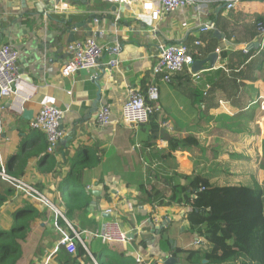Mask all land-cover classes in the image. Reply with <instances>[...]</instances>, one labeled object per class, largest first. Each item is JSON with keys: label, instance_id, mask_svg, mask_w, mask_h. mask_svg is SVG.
I'll return each mask as SVG.
<instances>
[{"label": "crops", "instance_id": "1", "mask_svg": "<svg viewBox=\"0 0 264 264\" xmlns=\"http://www.w3.org/2000/svg\"><path fill=\"white\" fill-rule=\"evenodd\" d=\"M72 2L76 11L62 13L57 10L56 0H26L25 5H19L21 0H0V45L12 44L18 49V71L28 86L35 87L29 98L11 95L5 100L2 121L7 139L1 144L4 165L11 174L32 183L60 212L56 216L51 208L34 202L39 216L34 218L32 232L22 243L18 264H32V258L33 264H70L64 253L70 254L76 264H166L168 257L187 264L186 253H176L177 248L207 251L211 245L189 229L183 219L185 207H170L160 200L167 201L172 188L184 182L183 176L199 173L214 182L219 180L225 172L214 165H220L219 156L225 154L218 148L231 144L222 137L231 133L229 137L239 141L237 130L241 126L232 119L251 121L256 130L258 123L264 126V108H246L247 116L225 103L223 108H195L192 90L206 88L204 71L199 72L201 78L196 81L188 68V77L180 72L173 74L168 84L154 81L158 100L146 99L156 107L148 123L125 124L121 107L129 88L145 93V88L153 84L151 69L161 47L185 43L191 55L196 49L214 46L200 60L217 52L214 67L209 68L208 63L203 66L207 67L205 72L220 68L221 51H239L249 43L226 38L225 29L242 22L254 24L264 17V0H239L232 9H226L220 0H203L198 6L163 12L156 19L151 12L158 4L146 8L139 0L121 4L104 0ZM90 15L95 19L88 24L92 28L88 35L85 28ZM202 23L211 28L199 31ZM214 30L220 34L216 36ZM89 36L103 47L99 64L63 77L60 70L68 59V44ZM196 40L200 44H195ZM116 43L118 55L110 51ZM114 58H118V64L110 69L107 62ZM255 85L264 89L259 81ZM45 103L62 111L63 137L51 153L44 133L29 127ZM104 104L110 105L111 120L98 126L95 115ZM23 112L30 113L29 119L22 118ZM251 114L256 118H249ZM164 122L171 130H166ZM188 134L195 135L197 145L188 140L193 146L181 147ZM260 135H264V128ZM262 138L249 142L253 154L244 156L240 152L237 158L228 155L249 168L251 182L259 184L264 180ZM211 148L217 153H209ZM71 178L78 179L76 186L68 180ZM65 180L66 187L61 191L59 186ZM71 188L84 190L89 199L70 195ZM16 193L5 205L9 212L19 204ZM152 202L157 222L150 217ZM106 208H112V212L104 213ZM108 220L120 221L131 240L102 243L94 237L92 233ZM164 220L168 223L162 229L152 227L160 226ZM55 225L69 235V226L77 230L86 248L77 244L73 252L64 247L53 253L60 238ZM198 237L200 242L194 244ZM36 248L38 253L34 255ZM201 262L205 264L206 260Z\"/></svg>", "mask_w": 264, "mask_h": 264}, {"label": "trees", "instance_id": "2", "mask_svg": "<svg viewBox=\"0 0 264 264\" xmlns=\"http://www.w3.org/2000/svg\"><path fill=\"white\" fill-rule=\"evenodd\" d=\"M221 20L226 23V19L220 18ZM258 21L264 22V17L256 19L254 24H233L225 29L226 38L234 37L239 42L245 39L249 43L260 41L256 28ZM214 48L206 46L190 53L193 60H200L204 53ZM220 61L223 62L220 68L202 72L206 88L197 87L192 90L195 108H223L222 104L225 103L227 107L237 109L238 114L243 116H247L244 112L246 108H261L264 89L259 90L255 83L259 81L264 85V40L262 46L250 48L248 53H242V50H223L220 52ZM182 72L185 77L190 75L186 69ZM248 117L256 118L254 114ZM232 122L241 126L237 133L248 124L235 118ZM259 129L257 125V129L251 131L255 136L252 140L254 142L259 139ZM164 137L171 141L169 135L165 134ZM188 140L195 141L197 145L195 135L188 134L183 138L186 146L181 144V147L193 146ZM261 149L264 150V137L261 140ZM221 154L227 152L223 151ZM229 174L233 175L231 172ZM68 180L74 186L77 185L74 183H78L77 178ZM68 180L59 186L61 191ZM183 180L182 184H176L172 188L167 201L160 200V203L162 201L170 207H185L183 219L189 229L201 235L204 242L211 247L207 251L177 248L175 252L186 253L187 264H202L203 259L206 260L205 264H264V180L262 184L252 185L236 182L218 184L199 173L183 176ZM69 191L70 195L79 194L80 198L89 199L82 189L71 188ZM14 193L16 191L0 179V221L3 223L0 224V264H18L22 257V243L32 232L34 218L39 216V210L34 206L35 201L21 192L16 193L19 194V204L13 211H7L5 205ZM154 204L155 202L151 203V218L155 211ZM59 222L61 221L58 218ZM77 244L80 243L75 241V246ZM61 248L64 246H60L58 250ZM37 253L38 248L34 255ZM64 257L70 264H76L70 254L64 253ZM34 260L32 258L30 263L33 264Z\"/></svg>", "mask_w": 264, "mask_h": 264}, {"label": "built area", "instance_id": "3", "mask_svg": "<svg viewBox=\"0 0 264 264\" xmlns=\"http://www.w3.org/2000/svg\"><path fill=\"white\" fill-rule=\"evenodd\" d=\"M108 3H130L129 0H104ZM143 6L149 8L152 4H158V8L152 10L151 15L153 18H158L161 13L174 10L183 9L190 6H198L203 0H139ZM224 3L226 9L234 8L236 2L239 0H220ZM57 10L62 13L74 12L77 7L72 0H56ZM211 26L207 23H202L198 26L199 31L209 30ZM258 35L261 40L257 41L258 46H262L264 40V22L258 21L256 24ZM97 32V31H95ZM195 44H200L199 40L195 41ZM249 47L242 48L243 53H248ZM112 54L118 55L120 48L118 43L110 48ZM68 59L61 67L60 73L63 77L73 75L79 70H91L99 64V58L102 55L103 47L96 41L94 36L86 37L82 40L71 41L67 46ZM19 51L12 44L0 45V179L12 187L16 192L24 193L25 196L33 199L36 203L45 205L51 208L56 216L60 215L57 208L38 191L32 183L23 177H18L6 169L1 154L2 141L7 139L4 135V125L2 121V113L5 110V100L9 96L22 95L25 98H29L33 94L35 87L28 86L22 79L18 71ZM193 63L192 56L188 53V48L185 43L178 45H169L161 47L156 56V60L151 69V78L153 84L149 85L145 93L135 88L128 89L127 99L123 102L121 107V119L128 125L146 124L149 122L151 116L156 111V107L148 104L146 99L152 102L158 100V88L154 84V81L162 82L165 84L170 83L173 74H178L188 68L191 73V77L199 81L200 73L207 71L202 69L198 72H192L189 67ZM118 64V58H114L107 62L110 69L115 68ZM264 104V101L262 102ZM261 104V108L264 105ZM62 111L49 104H42L37 113L29 122V127L32 130H38L44 133L47 151L49 153L54 152L58 142L63 137V131L61 128ZM111 120V108L109 104L102 105L96 115L95 123L98 126H103L109 123ZM166 130H171V126L167 123H163ZM260 129L264 126L259 123ZM203 189V188H201ZM112 208H106L104 213H111ZM158 217L153 215V222H157ZM56 226V225H55ZM60 232V238L57 245L53 248L55 253L59 245L64 246L70 252L75 250V241L79 242L84 248L86 244L81 233L72 230V235L61 230L56 226ZM94 237H98L102 243H115V242H127L131 240V237L126 232V229L121 225L120 221H104L100 229L92 233ZM199 237L196 238L194 244H198ZM140 260V259H139Z\"/></svg>", "mask_w": 264, "mask_h": 264}, {"label": "rangeland", "instance_id": "4", "mask_svg": "<svg viewBox=\"0 0 264 264\" xmlns=\"http://www.w3.org/2000/svg\"><path fill=\"white\" fill-rule=\"evenodd\" d=\"M262 105H264V104H262ZM244 127H245L244 130L238 132V134L241 135V136H239V141H241V142L234 141L232 138L229 137V135L231 133H229V134L227 133L226 135H224L222 137L221 140L225 141L226 144L227 143L228 144L233 143V144L232 145L231 144L221 145L218 148V152L220 153V151H225V152H227V154L232 155L233 158H237V154L240 152L242 154H244V156H247L249 154H253L252 145L249 142H251L255 138V136L251 132V131H254L255 125L253 124V122L250 121ZM259 130H262V129H259ZM251 134H252V137H251ZM260 136L264 137V135H260ZM211 150L212 151H210V149H209V153L210 152L212 154L217 153V150L215 148H211ZM207 153H208V151H207ZM227 154H225L224 157L219 156L220 165H218L216 163L214 165V167L219 169L220 172H222V170L224 172H226V173L220 174V179L216 180L215 182L218 184H226V183H230V182L247 183L249 185L255 184L254 182H251V180L247 174L248 170H250V169L247 167H242V165L239 162H237V160H233V158L230 156L228 157ZM209 161H214V160H210V158H209ZM209 167H210L209 170L211 171L212 165ZM229 172H231L233 175H230ZM0 224L3 225V223L1 221H0Z\"/></svg>", "mask_w": 264, "mask_h": 264}, {"label": "water", "instance_id": "5", "mask_svg": "<svg viewBox=\"0 0 264 264\" xmlns=\"http://www.w3.org/2000/svg\"><path fill=\"white\" fill-rule=\"evenodd\" d=\"M25 3H26V0H21V3H19V5H25ZM93 19H95V16L90 15L88 20L86 21L87 27L85 29L88 31V35H89V33L91 32V29H92L91 25H88V24H90ZM82 26H84V24H82ZM214 34L217 36L220 33L217 30H214ZM257 46H258V42L257 41H252V42L247 44V47H249V48H253V47H257ZM217 57H218L217 52H212V53L208 54L202 60H194L192 65H191V70L193 72H198V71H200L203 68V65L205 63H208V67L209 68H213ZM29 115H30L29 112H23L22 113V118L23 119H29V117H30ZM94 188L99 189L98 186H94ZM167 220H164L160 226L152 225V227L154 229H162L163 226L168 223ZM166 264H180V263L178 262V260L176 258L168 257L167 260H166Z\"/></svg>", "mask_w": 264, "mask_h": 264}, {"label": "clouds", "instance_id": "6", "mask_svg": "<svg viewBox=\"0 0 264 264\" xmlns=\"http://www.w3.org/2000/svg\"><path fill=\"white\" fill-rule=\"evenodd\" d=\"M193 61H194V60H193ZM155 112H156V111H155ZM152 116H153V115H152ZM152 116H151V117H152ZM150 119H151V118H150ZM149 121H150V120H149ZM259 128H260V127H259ZM46 144H47V143H46ZM46 147H47V146H46ZM11 188H12V187H11ZM18 193H19V192H18ZM44 206H45V205H44ZM154 214H155V213H153V215H154ZM151 219H152V221H153V216H152ZM120 223H121V222H120ZM121 225H122V224H121ZM130 237H131V236H130Z\"/></svg>", "mask_w": 264, "mask_h": 264}]
</instances>
